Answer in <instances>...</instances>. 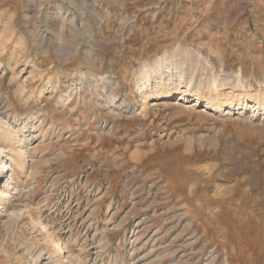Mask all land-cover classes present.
Listing matches in <instances>:
<instances>
[{"label":"rangeland","instance_id":"374dc122","mask_svg":"<svg viewBox=\"0 0 264 264\" xmlns=\"http://www.w3.org/2000/svg\"><path fill=\"white\" fill-rule=\"evenodd\" d=\"M262 96L264 0H0V264H264Z\"/></svg>","mask_w":264,"mask_h":264},{"label":"bare ground","instance_id":"6f19581e","mask_svg":"<svg viewBox=\"0 0 264 264\" xmlns=\"http://www.w3.org/2000/svg\"><path fill=\"white\" fill-rule=\"evenodd\" d=\"M167 60H168L167 58L166 59H159L158 62L156 63L157 67L160 66L161 64H163L164 62L167 64V67H168ZM169 65L173 68V70L178 71L177 72V74H179L178 76H183L184 70H185L184 65H182L181 63H177L176 65H173L171 62L169 63ZM151 70L154 71L155 69L153 67L149 68L145 64L144 67L142 68L143 77L147 76L151 72ZM170 71H172V70L168 69V71H166L167 73L164 74L162 77L163 80H167V79L170 80L168 78L169 77L168 72H170ZM5 122H2L0 120V152L1 153L7 152L6 158L0 159V173H1L0 175H2V177L6 176V174L8 175L9 162H11L13 160V158L16 156H22L25 152L23 145H21V144L19 145V143L22 142V139L19 138L20 134L17 133V131L14 129V127L12 125L10 126ZM17 143H18V146L16 145ZM2 177H1V179H2ZM1 183H0V201L2 199H4L3 195L6 192L4 190L5 188L4 189L2 188ZM34 222H35V220H34ZM42 222L41 223L37 222V224L41 225ZM54 237H48V238H50L49 239V245H50L51 249L48 250L47 248H43L42 251H39V252L37 251V253L35 254L36 259L33 260L34 261L33 264H66V263H68V264H79L80 257L78 255H74L73 253H71L70 250L69 251L67 250L68 252H66V254H64L65 253L64 249L66 247L65 248H64V246L62 247L60 240L58 238H57L58 240H56ZM45 250H47V251H46V253L44 252L45 253L44 254L43 251H45ZM59 253L63 254L62 259H59Z\"/></svg>","mask_w":264,"mask_h":264}]
</instances>
